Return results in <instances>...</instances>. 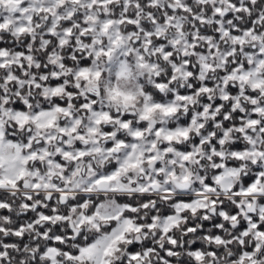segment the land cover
I'll use <instances>...</instances> for the list:
<instances>
[{"label": "snow or ice", "instance_id": "obj_1", "mask_svg": "<svg viewBox=\"0 0 264 264\" xmlns=\"http://www.w3.org/2000/svg\"><path fill=\"white\" fill-rule=\"evenodd\" d=\"M0 264H264V0H0Z\"/></svg>", "mask_w": 264, "mask_h": 264}]
</instances>
